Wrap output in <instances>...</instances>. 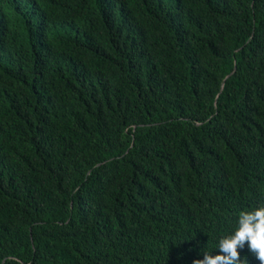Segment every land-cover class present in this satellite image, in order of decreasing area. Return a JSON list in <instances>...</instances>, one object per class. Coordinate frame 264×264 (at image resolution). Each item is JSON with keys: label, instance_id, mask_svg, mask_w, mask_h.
Listing matches in <instances>:
<instances>
[{"label": "trees", "instance_id": "1", "mask_svg": "<svg viewBox=\"0 0 264 264\" xmlns=\"http://www.w3.org/2000/svg\"><path fill=\"white\" fill-rule=\"evenodd\" d=\"M261 206L264 0H0V264H193Z\"/></svg>", "mask_w": 264, "mask_h": 264}, {"label": "clouds", "instance_id": "2", "mask_svg": "<svg viewBox=\"0 0 264 264\" xmlns=\"http://www.w3.org/2000/svg\"><path fill=\"white\" fill-rule=\"evenodd\" d=\"M246 243L251 254L264 264V206L239 213L234 234L219 240L218 249L222 255L212 256L205 252L203 260H195L193 264H247L238 251Z\"/></svg>", "mask_w": 264, "mask_h": 264}]
</instances>
